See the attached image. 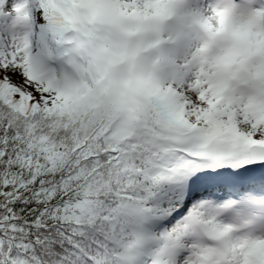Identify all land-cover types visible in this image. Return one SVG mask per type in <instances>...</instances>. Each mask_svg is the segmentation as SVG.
I'll return each instance as SVG.
<instances>
[{"label":"snow or ice","instance_id":"snow-or-ice-1","mask_svg":"<svg viewBox=\"0 0 264 264\" xmlns=\"http://www.w3.org/2000/svg\"><path fill=\"white\" fill-rule=\"evenodd\" d=\"M0 264H264V0H0Z\"/></svg>","mask_w":264,"mask_h":264}]
</instances>
